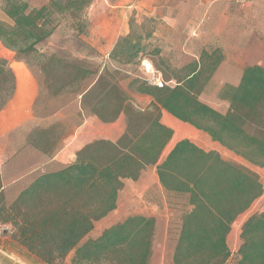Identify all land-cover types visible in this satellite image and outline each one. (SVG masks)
<instances>
[{
	"label": "trees",
	"instance_id": "1",
	"mask_svg": "<svg viewBox=\"0 0 264 264\" xmlns=\"http://www.w3.org/2000/svg\"><path fill=\"white\" fill-rule=\"evenodd\" d=\"M92 2L49 0L30 8L25 0H3L6 18L0 19V45L14 53L15 61L27 66L29 57L39 59L43 87L53 97L88 81L78 91L81 110L103 124L123 116L124 129L116 140L95 138L83 144L70 164L38 175L11 202L0 175V226L10 227L11 239L29 264H62L67 257L70 264H149L154 217L131 215L95 238L89 235L97 222L116 210L124 181L135 182L153 167L163 191L184 196L190 207L181 219L173 264H227L232 256L227 243L231 227L262 196L261 179L245 165L205 150L192 139L178 140L162 158L174 135L162 122V113L264 168V64L246 65L236 84L224 83L218 89L217 98L227 105L220 112L199 97L225 60L221 50L204 49L197 60L170 68L152 45L151 20L132 18L108 58L117 67L143 60L153 63L154 57L161 62L162 67L154 61L162 74L161 86L139 79L130 84L149 97L140 107L119 86L116 70H92L84 60L38 50L53 35L55 17H70L73 29L83 34L82 18ZM14 91L13 71L0 60V111ZM51 131L52 127L34 130L28 144L45 151L42 143H48ZM239 238L233 264H264V210L243 222Z\"/></svg>",
	"mask_w": 264,
	"mask_h": 264
},
{
	"label": "rangeland",
	"instance_id": "2",
	"mask_svg": "<svg viewBox=\"0 0 264 264\" xmlns=\"http://www.w3.org/2000/svg\"><path fill=\"white\" fill-rule=\"evenodd\" d=\"M25 1L30 8H39L49 0ZM2 3L3 0H0V11ZM2 16L6 18L4 14ZM132 18L138 22L144 18L151 20L150 24L154 27L152 45L161 50V58L170 68L197 60L204 49L209 52L214 48L221 50L225 60L199 97L201 101L220 112H224L227 105L217 98L218 89L224 83H237L243 66L264 64V0H93L82 18L85 26L83 34H77L73 29L70 17H55L57 26L53 35L38 45V50L47 55L56 53L69 60H84L92 70H116L119 86L138 106L145 107L149 97L137 93L130 84L134 79L149 81L150 74L146 73L144 67L147 63L162 77L154 65L156 60L157 65L162 67L159 59L154 57L153 63L143 60L134 66L117 67L108 58L117 38L128 32V22ZM26 60L27 66L21 63L26 66L38 88L32 109L34 116L44 120L40 121L42 124L54 122L50 126L52 131L49 144L47 143L51 147L47 154H43L30 146L29 151L22 154L23 147L20 148L15 143V138L1 143L0 150L5 152L6 158L0 166V171L8 200L16 195L19 190L15 191L17 185L19 188L26 186L27 182L46 171V161L51 160L53 156L58 155L57 160L62 161L61 166L68 162L70 151L64 148V140L75 127L84 124L81 135L85 138L115 137L122 127L121 122L101 124L86 111H78V91L85 88L89 84L88 81L82 85H73L57 96H50L42 84L39 59L29 57ZM163 69L165 70V67ZM64 107L65 110H62ZM168 127L173 129L174 135L162 158L178 140L192 139L205 150H215L226 160L256 170L259 177H263L264 183V168L249 164L213 142L205 133L180 121H175ZM49 163L51 165L49 164L48 168L51 169L54 162ZM12 181H16V184H12ZM124 184L119 193L116 210L97 222L89 237L95 238L103 229L143 212L150 217L154 216L156 221L149 264H173L172 255L181 219L190 210L187 199L182 195H171L163 191L153 167L143 171L139 180H127ZM141 201H145V205ZM263 210L264 196L261 200L257 199L248 212L252 215ZM246 216L240 215L231 227L227 243L232 256L227 264H233L236 259L235 254L240 245V228Z\"/></svg>",
	"mask_w": 264,
	"mask_h": 264
},
{
	"label": "crops",
	"instance_id": "3",
	"mask_svg": "<svg viewBox=\"0 0 264 264\" xmlns=\"http://www.w3.org/2000/svg\"><path fill=\"white\" fill-rule=\"evenodd\" d=\"M2 15H3V13L0 11V19H3ZM0 60L5 61L10 66V68L12 69V71L14 73V77H15V81H16L15 91H14L12 98L7 102V104L4 106V108L0 111V145L4 141L6 143L8 141V139L15 138V140H16L15 143L18 144V146H20V148L23 147L22 152H21L22 154L24 151H26V152L29 151L28 149H30L29 148L30 146L34 147L33 150H35V151L39 150V153L41 152L43 154H47L49 152V147H51L48 145L49 143L48 144L46 142L42 143V145L44 146V149H45V151H42L39 148L32 146L31 144H28V142H27L28 136L34 130H36V129H39V130L49 129V128H51L50 126L54 123V122H50L48 125H46L45 123L42 124V122H40V121H44V120H40L41 118L35 117L36 115L34 116L32 109H33L34 102L36 101V95L38 92L37 84H36L35 80L32 78V75L29 73L26 66L21 62L15 61L14 53L3 48L1 45H0ZM257 64H259V63H257ZM247 65H249V64H247ZM245 66H243L242 69L240 70V75L237 79V82L240 79L241 72ZM62 110H65V107ZM78 111L82 112L81 107H80V101L78 104ZM91 117L93 119L95 118L93 116H91ZM95 121L99 122L97 119ZM175 121H178V120H176L174 117H172L167 112L163 111L162 122L165 125L168 126L169 124L175 123ZM116 122H121L122 127L119 130V133L115 137H97V138L116 140L120 136V134L122 133V131L124 129V119L122 117H120V118H118V120ZM116 122L110 123V124H115ZM99 123H101V122H99ZM101 124H103V123H101ZM83 125L81 124L78 127H75L72 130V132L70 131V133H68V136L64 140V148H68L70 151V158H68V162L67 163L63 162L64 164L61 166L62 161L60 162L59 160H57L58 155H55L52 157L51 160L46 161V164H47V166L45 168L46 171H42V173L57 171V170L62 169L65 166H67L68 164H70L74 160L75 152L83 144L89 142L92 139H95V138H85L81 135V129H82ZM105 125H107V124H105ZM0 152H1L0 153V166H1V164L5 160L6 156H5V152H3L1 150H0ZM31 153H33V152H31ZM50 161H51V163L54 162L52 167H50L51 169L48 168ZM55 166H59V167L55 168ZM248 168L257 173L256 170H254L250 167H248ZM0 175H1V171H0ZM1 178H2V175H1ZM260 179H261V182L263 185V195L260 198H258V200H261V198H263V196H264L263 177L260 176ZM29 183L30 182H27L26 186ZM12 184H16V181H12ZM26 186H23L21 188H19L18 185L16 187L14 186L15 191L17 189H19V190L16 191V195L12 199H9V200L7 199L6 194H5L7 202H11L19 194V192L22 191ZM3 190L5 193V186L4 185H3ZM118 198H119V196H118ZM141 203L145 205V201H141ZM248 211H249V209L243 213V214L247 215L245 217L244 221L251 215V214H249ZM137 214L150 217V215H147L143 212H139ZM152 217H154V216H152ZM10 235H11L10 227L5 226V225H1L0 226V264H29L28 261L24 258L23 254H22V252H23L22 249L19 248L17 243L11 239ZM62 264H70L69 257H67Z\"/></svg>",
	"mask_w": 264,
	"mask_h": 264
},
{
	"label": "built area",
	"instance_id": "4",
	"mask_svg": "<svg viewBox=\"0 0 264 264\" xmlns=\"http://www.w3.org/2000/svg\"><path fill=\"white\" fill-rule=\"evenodd\" d=\"M144 67L146 73L150 74L149 83L153 85L161 86L162 80L160 74L156 73L149 63H147Z\"/></svg>",
	"mask_w": 264,
	"mask_h": 264
}]
</instances>
